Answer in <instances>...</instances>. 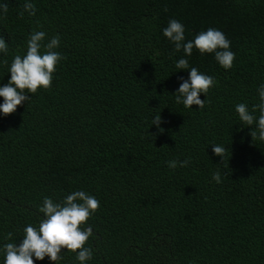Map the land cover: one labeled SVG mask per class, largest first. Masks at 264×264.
Returning <instances> with one entry per match:
<instances>
[{"label":"trees","instance_id":"1","mask_svg":"<svg viewBox=\"0 0 264 264\" xmlns=\"http://www.w3.org/2000/svg\"><path fill=\"white\" fill-rule=\"evenodd\" d=\"M24 3L0 0V83L33 29L45 43L59 34L64 58L49 88L0 115V244L38 224L45 196L84 189L100 202L88 264H264V141L235 111L264 84V0H33L34 15ZM171 18L186 39L222 30L236 54L225 70L193 49L190 65L216 81L203 109L175 102L188 70L163 35ZM159 112L163 131L151 125ZM212 143L227 146L224 160ZM174 158L189 164L169 168ZM62 251L58 264H79Z\"/></svg>","mask_w":264,"mask_h":264},{"label":"clouds","instance_id":"2","mask_svg":"<svg viewBox=\"0 0 264 264\" xmlns=\"http://www.w3.org/2000/svg\"><path fill=\"white\" fill-rule=\"evenodd\" d=\"M0 7L7 10V5ZM24 10L29 15L35 14L33 0H25ZM163 35L177 52L184 53L174 61L176 70H188L187 78L178 77L181 82L173 93L175 102L185 108L197 105L203 109L206 98L201 99L200 94L203 93L206 97L216 81L213 76L191 66L189 57L194 48L201 54L214 53L218 64L225 70L230 69L236 55L231 50L230 39L222 30L213 27L200 31L193 39H186L185 25L175 18H171L163 28ZM46 36V31L33 29L27 39L26 52L13 57L7 71L10 73L8 82L0 83V97L3 98L0 102V115L15 112L18 105L31 100L29 93L51 86L57 65L64 57L57 50L60 47L59 34L53 35L45 43ZM8 53L9 43L0 35V56ZM257 92L258 102L252 105L251 110L246 102H239L235 105V111L244 125L251 126L249 131L252 139L264 141V84L258 86ZM162 124L163 117L159 112L152 117L151 125H156L163 131ZM211 145L212 152L224 160L227 146L219 143ZM167 164L172 169L184 167L188 166L189 159L174 158L168 160ZM212 179L221 183V172H213ZM99 204L97 197L84 189L74 190L59 201L45 196L43 203L39 205V212L43 216L38 224H26L23 237L18 243L9 240L0 244V264H36V261H43L46 257L50 262L58 264L63 259V249L74 252L79 264H88L94 253L90 245L86 246L89 237L93 235V228L87 221L95 215ZM11 235L10 233L9 236Z\"/></svg>","mask_w":264,"mask_h":264}]
</instances>
